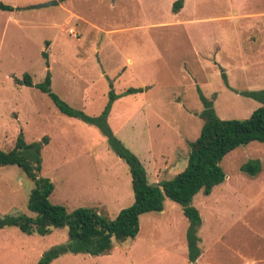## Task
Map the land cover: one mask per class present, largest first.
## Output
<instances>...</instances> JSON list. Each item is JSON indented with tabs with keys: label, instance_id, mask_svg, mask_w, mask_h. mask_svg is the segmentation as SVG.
<instances>
[{
	"label": "rangeland",
	"instance_id": "rangeland-1",
	"mask_svg": "<svg viewBox=\"0 0 264 264\" xmlns=\"http://www.w3.org/2000/svg\"><path fill=\"white\" fill-rule=\"evenodd\" d=\"M0 150L22 131L41 149V174L53 203L68 211L96 207L110 218L133 200L128 164L95 125L60 112L34 84L50 74L51 90L70 106L98 115L111 89L121 94L107 120L144 165L149 182L171 178L187 162L189 142L204 120L200 94L219 118L244 119L261 102L243 94L264 89V0H1ZM182 1V0H181ZM73 29V32H70ZM45 52V54H44ZM129 87L141 88L124 94ZM258 158L255 175L240 166ZM225 179L192 204L202 223L197 264H264V141L227 153ZM33 181L16 164L0 167V212L27 208ZM189 221L169 198L161 211L140 216L135 237L107 254L66 252L49 264H189ZM67 229L26 234L0 228V264H36L66 242Z\"/></svg>",
	"mask_w": 264,
	"mask_h": 264
},
{
	"label": "trees",
	"instance_id": "trees-1",
	"mask_svg": "<svg viewBox=\"0 0 264 264\" xmlns=\"http://www.w3.org/2000/svg\"><path fill=\"white\" fill-rule=\"evenodd\" d=\"M182 3L183 0H176L173 9L178 10ZM17 8L18 6L0 0V10L12 11ZM16 81L19 84L36 86L48 94L60 112L99 128L109 147L128 164L134 200L130 205L121 208L114 218H110L96 207H77L68 211L65 206L51 202L50 195L54 184L50 178L41 174V149L48 138L44 136L42 140L27 142L21 131L14 147L6 151L0 150V167L16 164L33 181L27 201V208L32 215L20 210L0 212V228L11 226L26 234L42 236L50 234L53 229L66 228L67 241L45 250L36 264H49L52 259L66 252L107 254L115 242H124L136 236L143 213L163 210L164 200L169 198L181 206L189 221L188 261L189 264H197L201 254L197 231L202 219L198 209L192 204V199L199 191L210 194L212 188L225 179L221 161L227 153L251 141H264V89L243 92L244 95L261 102V105L244 119L219 118L212 107V101L200 94L203 109L199 115L204 123L198 136L189 142L186 165L171 178L154 184L148 181L146 169L139 157L124 145L107 122L112 103L121 94H116L111 89L102 111L93 116L70 106L54 93L51 90L49 73L43 82L37 84L32 82L29 73H25L21 79L16 78ZM139 90L141 88L129 87L123 93ZM260 169L261 161L258 158L240 166V170L249 175L257 174Z\"/></svg>",
	"mask_w": 264,
	"mask_h": 264
},
{
	"label": "water",
	"instance_id": "water-1",
	"mask_svg": "<svg viewBox=\"0 0 264 264\" xmlns=\"http://www.w3.org/2000/svg\"><path fill=\"white\" fill-rule=\"evenodd\" d=\"M58 0H52V1H47V2H43V3H37V4H33L30 7L36 8V7H43V6H48L51 4H57ZM154 184H157V182H154Z\"/></svg>",
	"mask_w": 264,
	"mask_h": 264
},
{
	"label": "crops",
	"instance_id": "crops-1",
	"mask_svg": "<svg viewBox=\"0 0 264 264\" xmlns=\"http://www.w3.org/2000/svg\"><path fill=\"white\" fill-rule=\"evenodd\" d=\"M65 1V0H64ZM59 2H61V1H59ZM14 6V5H13ZM182 8V7H181ZM111 109H112V107H111ZM110 112H111V110H110ZM110 112H109V115H110ZM109 115H108V118H109Z\"/></svg>",
	"mask_w": 264,
	"mask_h": 264
},
{
	"label": "built area",
	"instance_id": "built-area-1",
	"mask_svg": "<svg viewBox=\"0 0 264 264\" xmlns=\"http://www.w3.org/2000/svg\"><path fill=\"white\" fill-rule=\"evenodd\" d=\"M70 32L72 33L73 32V29H70Z\"/></svg>",
	"mask_w": 264,
	"mask_h": 264
}]
</instances>
